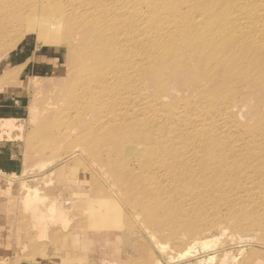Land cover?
Wrapping results in <instances>:
<instances>
[{
  "label": "bare ground",
  "instance_id": "6f19581e",
  "mask_svg": "<svg viewBox=\"0 0 264 264\" xmlns=\"http://www.w3.org/2000/svg\"><path fill=\"white\" fill-rule=\"evenodd\" d=\"M105 3L113 6L111 16L94 13V24L86 20L94 16L82 9L83 1L0 0V42L14 46L27 33L39 38L47 30L43 41L65 45L76 72L60 76L68 77L60 98L52 93L51 102L46 100L41 108L34 96L28 106L31 122L51 112L53 105L59 107V122L41 121L44 126L33 133L44 143L41 147L52 140L58 146L48 147L50 157L33 168L42 169L53 160L49 173L62 167L66 181H86L89 187L87 208L76 211L63 208L68 198L60 201L56 195L44 204L48 195L26 184L37 174L21 180L0 172V192L9 195L7 206L23 204L30 211L29 223L43 228L47 222L65 224L69 215L83 221L97 203L99 214L131 219V228L136 227L152 253L159 255L146 264H238L233 251L241 255L248 249L240 264H264V243L244 230L257 228L264 234V0ZM194 4L205 8L198 16L205 21L191 30L187 20L179 22V9ZM82 11L86 16H77ZM163 14L172 17L176 39L173 32L162 38L170 25L150 24ZM129 26L134 28L127 30ZM0 49L5 80L11 71H6L8 64L1 65L13 49ZM157 63L165 69L157 71ZM176 93L184 97L175 103L162 98ZM238 93L244 100L240 105L233 101ZM209 113L219 114L210 118L205 131L195 124ZM242 117L248 118L244 124L238 122ZM14 127L13 118H0L2 132ZM214 133L221 138L211 140ZM186 135L190 141L182 140ZM54 153L59 156L53 158ZM11 177L20 183L14 184ZM8 179L14 186L4 185ZM221 223H230L235 232L227 233ZM151 228L168 246L158 242ZM240 230L247 234H238ZM248 231L251 235L254 230ZM180 246L185 252L173 254ZM91 264L107 262L95 255Z\"/></svg>",
  "mask_w": 264,
  "mask_h": 264
},
{
  "label": "rangeland",
  "instance_id": "374dc122",
  "mask_svg": "<svg viewBox=\"0 0 264 264\" xmlns=\"http://www.w3.org/2000/svg\"><path fill=\"white\" fill-rule=\"evenodd\" d=\"M79 1H83L82 9L88 10V13L86 12L87 15L94 16V13H96L97 16L102 15L109 17L113 11V6L111 4L105 3V0ZM261 5L262 6L260 7L264 9V3H261ZM180 9L179 22L187 20L191 30L195 28L194 25L205 21V19L200 20L198 18L202 10H205V8L200 6V4L192 5V7H189V10H187L188 7L181 5ZM82 13L83 11L79 12L77 16L85 17L86 14L81 15ZM184 14L190 15L191 18L185 17ZM86 20H88L89 23H97V20L95 21V16L89 17ZM161 23L170 25L169 30H166L167 33L162 35V38H168L169 33H172L174 30L172 27V17L163 14L161 18L150 21V24L155 27H159L158 25ZM132 28L134 27H126L127 30H132ZM46 33L47 30L41 31V36L39 38H36L33 33H27L19 43H12L14 46L7 42H0V48L3 46H8L13 49L8 61L6 62L4 59L5 61L4 64L1 65V68L5 67V64H8L6 71H14L12 74L10 72V75L6 77L5 80L1 79L2 73L0 74V118H13L15 125V129H12L9 133H7L8 131L2 132L0 129V172L3 175H7H4V177H8L10 173H14L13 176H17L18 178L20 177L19 179L21 180L29 175L37 174V177L33 181L32 179H27L26 184L29 187H36L38 189V193L41 195H48V198L43 200L45 203L41 201L42 203L48 204L50 201L49 197L56 195L57 200L59 199L60 201H64L68 198V201L66 202L67 205L64 204L65 202L62 204L63 208L83 211L87 208V203L89 201V187L87 186L86 181L79 182L78 180V182L73 184L70 183L69 180L66 181V179L63 177V175L66 173V170H64L62 167L59 169H54V174L49 173L48 170L53 167V160H51L49 163H46V167L43 166L44 169L43 167L42 169H39V167L33 168L36 162H40L45 159L47 160L50 157V148L52 149L58 146V141L54 143L52 140L48 142L47 145L49 146H47V148L44 146L41 147L40 144L44 143L41 142L37 136L35 139L33 133H35L34 131L36 128L38 130L44 126V122L41 121H45L46 123H48L47 121H53L52 123L56 121L59 122L58 114H56V112L59 111V107L57 106L54 108L53 105V108L50 109L51 112L47 111L46 113V111H44L41 114L42 116L40 115L37 121L31 122L27 110L28 106L30 105L34 96L39 99L37 106L41 108L45 106L44 103L46 100L47 102H51L50 98H53L54 96L52 93L57 92L59 96L56 98H60L63 93L61 92L62 88L65 92L66 88L68 87V84L66 83V79L68 77L63 76L66 78L63 79L60 76L66 72L72 73L73 75L76 73L71 69L73 63L68 60V52L67 49H65L66 46L60 45L57 42L45 43L43 38ZM173 33L174 38L176 39L178 30L174 31ZM76 35L78 34H75L74 36ZM77 37L78 40L81 39V37ZM138 47L140 48L139 44ZM0 54H2L1 51ZM209 58H211V55ZM157 62L161 63L160 60H157ZM155 69L161 72L165 69V65L160 66L157 63ZM33 77L36 78H34L35 82ZM136 78H138V76H136L134 79ZM27 79L33 80L34 84ZM70 79H72V76H70ZM176 94L177 96L172 94V96L168 98L165 96L162 98L166 101V103H175L177 99L184 97L180 93ZM185 94L188 93L186 92ZM233 101L234 104L238 105L244 102L243 98L240 96V93H238V95L233 98ZM52 102L54 103L55 99H52ZM251 111L252 110H250V113ZM210 113L195 125L200 126L202 130L208 131V123L210 122V118L219 114L215 113L210 115ZM61 117L62 115H60V118ZM247 119L248 118L242 117L239 118L238 122L244 124ZM249 119L253 121L254 117H250ZM185 120L186 117H184V121ZM185 137L187 139L182 138V140H191L188 138L191 137L190 135H186ZM220 138L221 137L219 135L214 133L211 140ZM204 140L205 138L202 139L201 143H203ZM224 144L227 145V142H224ZM57 156H59L58 153H54L52 155L53 158ZM2 169L5 171H2ZM21 176L23 177L21 178ZM45 176H47L48 180ZM18 178L11 177L10 180L13 179L11 181L13 183L15 182L14 184H18L20 183ZM86 179L87 177H85L84 180ZM10 180H7L8 184L6 181L4 184L6 187L10 185L8 188L14 186ZM66 182L70 183L71 185L68 184V187H65ZM8 188H6V190ZM4 194L0 192V264H91L92 256L95 255L107 262V264H146L150 263L152 260H154V258H159L158 254L152 253L150 247L140 236V234L136 233V227L131 228L132 222L130 218H124L122 214L123 218L121 215H118L115 219H113V216L109 217L99 214L97 211L98 207L95 208L97 203L95 206L93 205L95 212L93 213L91 211L92 214L86 215L83 221L78 222L77 220H74L71 215H69L65 218V224H62V222H57L55 224L47 222L44 227L41 228L40 226L34 227L35 225L33 222H31L32 224L29 223L30 211L29 209L24 208L23 204H17L15 202V204L12 205L11 203H8V207L7 198L9 195L7 196L8 192H5ZM12 199L15 200L17 197ZM91 204H94V202ZM25 212L26 214H24ZM93 222L97 223V228H93ZM125 222H127L128 226H130V229H125L127 226ZM129 223L131 225H129ZM222 224H226L227 227H230H225L229 230V232L227 230V233H230V231L233 232V229H231L233 226L230 225V223H221L220 225L223 226ZM39 228L42 229V231H38ZM244 230L248 233L247 236H250L251 238L253 237V239L255 237L254 240L264 243V234L262 237V230H257V228ZM244 230L236 232H239L238 234L244 236L247 234L244 233ZM248 230H254L253 232L255 233L251 231L250 235ZM257 231H259L260 234ZM151 232L154 233L156 239H158V242L161 245L167 243L165 238L158 237L159 235L155 232L154 228H151ZM211 232L215 238L218 237L215 231ZM260 235L262 238H259ZM223 239L224 238H221V241ZM220 242L217 241V245ZM22 243H24L25 246L23 245L22 247V245H20ZM166 246L168 245L166 244ZM192 250L194 251V249ZM248 250L244 252L245 255L241 254L242 256L239 255L236 250L233 251L234 255H238L236 256V258H239H237L238 260L236 261L238 264H240L242 259L248 255ZM191 251L190 253L193 254L194 252ZM180 252H185L183 246H180L175 249V251H172L173 254H180ZM100 254H104L105 257L99 256ZM207 255L208 254H205L204 256ZM260 255L264 258V253H260Z\"/></svg>",
  "mask_w": 264,
  "mask_h": 264
},
{
  "label": "crops",
  "instance_id": "0c3cea01",
  "mask_svg": "<svg viewBox=\"0 0 264 264\" xmlns=\"http://www.w3.org/2000/svg\"><path fill=\"white\" fill-rule=\"evenodd\" d=\"M1 169V168H0ZM3 170V169H2ZM3 171H5V170H3Z\"/></svg>",
  "mask_w": 264,
  "mask_h": 264
}]
</instances>
